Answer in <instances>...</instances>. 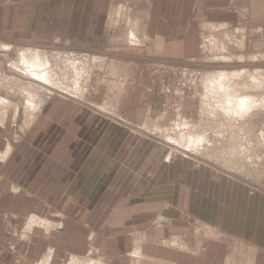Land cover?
<instances>
[{
	"label": "crops",
	"instance_id": "0c3cea01",
	"mask_svg": "<svg viewBox=\"0 0 264 264\" xmlns=\"http://www.w3.org/2000/svg\"><path fill=\"white\" fill-rule=\"evenodd\" d=\"M125 5L133 13L118 15ZM213 36L264 51V0H0V39L35 50L107 45L140 52L141 62L204 60L227 69L231 57L208 54ZM1 65L0 264H224L226 247L207 226L256 245L254 264H264V194L235 180L223 198L210 191L220 182L206 175L214 187L175 181L172 149L135 120L145 113L134 95L150 102L155 83H124L116 109L104 110L89 85L79 98H51ZM21 94L38 107L30 126L27 104L21 111L15 103ZM101 114L114 118L107 128L95 123ZM17 123L25 127L19 137Z\"/></svg>",
	"mask_w": 264,
	"mask_h": 264
},
{
	"label": "rangeland",
	"instance_id": "374dc122",
	"mask_svg": "<svg viewBox=\"0 0 264 264\" xmlns=\"http://www.w3.org/2000/svg\"><path fill=\"white\" fill-rule=\"evenodd\" d=\"M129 7L125 5L124 10L118 15L127 17L132 14L134 9L129 11L128 9L131 8ZM122 23L125 25V22ZM116 25L118 24L112 21L107 33L108 40L114 34L113 29ZM213 37L210 38L212 41L209 44L210 47L207 45L209 50L207 52L215 61H224L227 57H231L229 62H232L227 69L210 68L218 64H208L204 60H198L193 65L141 62L140 58H143V55L140 52H108L106 51L107 45L104 49H99L100 51L90 48L65 49L73 48L70 46L35 50L40 45L25 42L14 43L0 39L1 73L16 76L31 83L36 80V84L43 86L49 97L66 98L68 101L73 100L72 98H79L89 85L91 89H96L93 93L98 92L97 102L106 103L104 105L107 110L116 109L124 83L128 81H143L152 85L155 83L153 89L155 96L150 102L146 100L142 104L138 99V94L134 95L136 97L134 103L137 106L140 104L139 113H145L143 117L134 116V118L138 123L144 122L146 128L153 134L154 140L159 141L160 144L167 143L172 149L173 161L176 160L173 164L175 181L184 179L186 184L187 182L196 184L197 180L201 179L202 187H214V185L207 184L205 181L207 178L200 177V175H206L220 182L218 187L210 191L216 192L217 190V194L222 195L223 198L226 195L225 191L232 188L235 180L264 194V51H260L263 46L255 47V44H250L249 40L245 44L243 39L241 43L240 38L226 42L225 38ZM2 46L7 47L2 48ZM225 47L230 51L228 52L227 48L225 50ZM23 51H32L29 56H33L36 51H41L43 58L51 62L47 67V72L53 71L54 78L51 77L49 81L43 83L40 77L32 76L26 67L14 68L16 64L22 66V61L18 59ZM116 55L123 57L119 58ZM128 57L138 60H130ZM77 73L81 76L79 77ZM233 73H237L239 78H230L229 82L227 81L229 85L223 88L217 85L219 77H226L229 74L232 76ZM212 80L217 82L212 84ZM257 83L262 86L258 87ZM25 86L22 82L17 87L24 90ZM27 88L28 86L25 87L26 90ZM36 91L39 93L38 89ZM245 97L253 100L255 104L249 107L250 111L246 114L235 113V110H240V102L246 100ZM15 103L22 111L24 106L26 107L27 96L21 94ZM230 107L233 111L228 110ZM94 119L96 124L99 122L102 128H107L114 118L101 114V117H94ZM115 120L119 124H124L117 118ZM17 126L18 129L20 128L19 137L21 132L25 131V127L22 123H17ZM132 128L135 132H140L137 128ZM196 138H202L203 141L198 145H192L193 142L190 139ZM138 218L134 217V220ZM263 219L264 217L260 216L259 221L264 227ZM258 226L260 227V223ZM206 229L202 230L213 241L225 245L224 264H254L253 258L258 253L256 245L240 240L236 236L220 234L210 226ZM199 233L202 231L199 230Z\"/></svg>",
	"mask_w": 264,
	"mask_h": 264
},
{
	"label": "bare ground",
	"instance_id": "6f19581e",
	"mask_svg": "<svg viewBox=\"0 0 264 264\" xmlns=\"http://www.w3.org/2000/svg\"><path fill=\"white\" fill-rule=\"evenodd\" d=\"M131 27V26H130ZM135 36V35H134ZM138 38V37H137ZM227 38V37H226ZM145 40V39H144ZM134 41V40H133ZM147 42V41H146ZM215 42V41H214ZM137 43H139V42H137ZM218 43V42H217ZM141 45H142V43H140ZM220 45H222V44H220ZM5 47H7V46H2V48H5ZM1 49V48H0ZM32 50V49H31ZM34 51V50H33ZM30 52H32V51H30ZM30 52H25V51H23V53H22V55L21 54H19L20 56H19V59L18 60H21L22 61V66L21 65H14V68H16V69H20L21 67L23 68V67H26L28 70H29V73H31L32 74V76H35V77H40L42 80H41V82L43 81V83H46V81H49L50 79H51V77L52 78H54L53 76H54V72L53 71H51V72H47L48 71V65H49V63H51L50 61H48L47 59H44L43 58V54L40 52V51H36L34 54H33V56H29V54H30ZM32 55V54H31ZM223 56V55H222ZM46 57V56H45ZM242 59V58H241ZM224 60H226V59H224ZM227 60H229V59H227ZM231 60V59H230ZM21 63V62H20ZM77 64V63H76ZM78 64H79V62H78ZM52 65V64H51ZM77 68V67H76ZM80 68V67H79ZM23 70V69H22ZM26 70V69H25ZM74 70V69H73ZM19 72V71H18ZM85 72V71H84ZM225 73V72H224ZM261 73V72H260ZM245 74V73H244ZM262 74V73H261ZM23 75H25V74H23ZM27 75H29V74H27ZM77 75L80 77L81 75L80 74H78L77 73ZM218 75V74H217ZM211 76V75H210ZM258 76V75H257ZM262 76V75H261ZM25 77V76H24ZM56 77V76H55ZM215 77V79H216V76H214ZM214 77H212V79H214ZM260 77V76H259ZM230 78H239L238 77V75H237V73H233L232 74V76L229 74V75H226V77H219V79H218V82L217 81H215V80H212L211 81V83L212 84H214V83H218L217 85L219 86V87H226V85H229V79ZM28 79V78H27ZM30 79H32V78H30ZM258 79V78H257ZM40 80V79H39ZM4 81V80H3ZM32 81H33V79H32ZM36 81V80H35ZM35 81H33V82H35ZM227 83H226V82ZM231 81V80H230ZM21 82V81H20ZM258 82H261V81H258ZM36 83V82H35ZM226 83V84H225ZM237 83V82H236ZM263 83V82H262ZM206 84V83H205ZM255 84V83H254ZM249 85V84H248ZM257 85H258V87H259V85L260 84H258L257 83ZM33 86V85H32ZM41 86V85H40ZM211 86V85H210ZM209 86V87H210ZM252 86V85H251ZM260 86H262V84L260 85ZM264 86V85H263ZM41 87H43V86H41ZM68 87V86H67ZM207 87H208V84H207ZM228 87V86H227ZM247 87V86H246ZM250 87V86H249ZM253 87V86H252ZM44 88V87H43ZM66 88V87H65ZM211 89V88H210ZM234 90H236L235 88H233ZM232 89V90H233ZM246 89V88H245ZM37 90V89H36ZM70 90V89H69ZM207 90V89H206ZM247 90V89H246ZM27 91V90H26ZM210 91V90H209ZM225 91V90H224ZM239 91V90H238ZM248 91V90H247ZM38 92V91H37ZM241 92V91H240ZM81 93V92H80ZM247 93H249V92H247ZM246 93V95L248 96V94ZM36 94V93H35ZM76 94H78V92L76 93ZM226 94V93H225ZM245 94V93H244ZM243 94V95H244ZM251 94V93H250ZM249 94V95H250ZM38 95V94H37ZM81 95V94H80ZM221 95V94H220ZM232 95V94H231ZM241 95H242V93H241ZM81 96H83V93H82V95ZM223 96V95H222ZM245 96V95H244ZM252 96V95H251ZM241 97V96H240ZM253 97H254V94H253ZM256 97V96H255ZM257 98V97H256ZM210 99H211V97H210ZM244 99H246L247 101H248V104H247V108L248 109H250L249 107H252V105L253 104H255L254 102H253V100H249V99H247L246 97L244 98ZM260 99V98H259ZM8 100L9 99H3L2 100V105H5V104H8ZM39 100V99H38ZM205 100V99H204ZM231 102H232V100H231ZM224 103V102H223ZM226 104V103H225ZM8 105H10V104H8ZM239 105V104H238ZM233 106V105H232ZM106 107V106H105ZM111 107V106H110ZM103 108V107H102ZM233 108V107H232ZM27 109H29V111H30V114L29 115H27V125L26 126H30L31 125V123L36 119V116H34V115H36L35 113H36V111H37V109H38V107H37V105H35L34 106V101L31 99V98H29L28 99V102H27ZM104 110H107V109H104ZM228 110H230V111H233L232 109H231V107L230 108H228ZM29 111H27V112H29ZM236 111V112H235ZM234 112L235 113H241V111L238 109V110H235ZM250 110H248V111H246V112H244L243 114H246V113H248ZM17 112V111H16ZM3 114V113H2ZM180 133V132H179ZM191 133H193V132H191ZM195 133V132H194ZM200 134V133H199ZM198 134V135H199ZM167 136V135H166ZM208 137V136H207ZM178 138V137H177ZM205 139V138H204ZM190 141L191 142H193L192 143V145H198V144H200L202 141H203V139L202 138H196V139H190ZM212 141V140H211ZM213 143V142H212ZM187 144V143H186ZM206 145H207V143H205ZM10 146V145H9ZM200 146V145H199ZM198 150V149H197ZM201 151V150H200ZM193 153V152H192ZM208 153V152H207ZM7 161V160H6ZM5 161V162H6ZM33 217V216H32ZM262 218V217H261ZM34 220V219H33ZM39 223H41V224H45L46 222L45 221H43V220H39L38 221ZM263 222H264V220H263ZM38 223V224H39ZM33 223H31V225H32ZM52 224V223H51ZM34 226V225H33ZM50 227V226H49ZM32 228V227H31ZM47 228V227H46ZM30 230V229H29ZM138 247V246H137ZM136 247V248H137ZM141 251V250H140ZM135 255H137L138 257L140 256L141 257V255H140V253L139 252H136L135 253ZM144 258H146V257H144ZM94 261V260H93ZM102 261V260H101ZM77 262V261H76ZM75 262V263H76ZM93 263V262H92ZM86 264H90V263H86ZM99 264H102L101 262L99 263ZM141 264V263H140Z\"/></svg>",
	"mask_w": 264,
	"mask_h": 264
},
{
	"label": "snow or ice",
	"instance_id": "6c2138e0",
	"mask_svg": "<svg viewBox=\"0 0 264 264\" xmlns=\"http://www.w3.org/2000/svg\"><path fill=\"white\" fill-rule=\"evenodd\" d=\"M247 104H248V102H247L246 100H242V101L240 102L239 107H240V111H241V113H244V112L250 110V109L247 108Z\"/></svg>",
	"mask_w": 264,
	"mask_h": 264
}]
</instances>
